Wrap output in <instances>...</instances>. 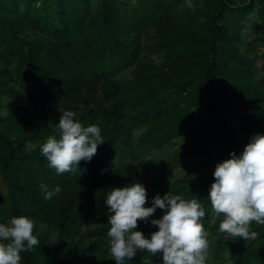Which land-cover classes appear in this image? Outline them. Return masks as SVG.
<instances>
[{
    "label": "trees",
    "instance_id": "16d2710c",
    "mask_svg": "<svg viewBox=\"0 0 264 264\" xmlns=\"http://www.w3.org/2000/svg\"><path fill=\"white\" fill-rule=\"evenodd\" d=\"M192 4L0 0V182L7 189L0 187V223L27 216L39 240L20 264H115L105 199L112 188L141 183L140 170L154 175L145 207L169 191L204 207L206 264H264V225L252 222L257 235L248 240L221 233L223 216L212 214L208 199L216 163L264 134V51L254 49L264 45V0ZM6 99L28 106L4 114ZM60 109L101 129L105 142L80 162L82 175L57 174L41 153L49 136L59 139ZM167 146L177 147L167 160L152 156ZM176 169L189 175L170 179ZM42 183L60 192L46 200ZM164 212L136 230L150 238L158 230L151 219ZM148 255L137 252L125 264ZM152 264H163L162 254Z\"/></svg>",
    "mask_w": 264,
    "mask_h": 264
},
{
    "label": "clouds",
    "instance_id": "9594fccd",
    "mask_svg": "<svg viewBox=\"0 0 264 264\" xmlns=\"http://www.w3.org/2000/svg\"><path fill=\"white\" fill-rule=\"evenodd\" d=\"M186 6L193 8L192 0H186ZM60 111L56 124L59 139L49 136L41 153L57 174L79 171L82 175L87 169H81L80 162H90L98 146L105 142L101 129L96 125L83 126L74 119V111ZM32 147L31 141L26 142V149ZM213 176L208 199L212 214L223 216L219 231L244 240L255 238L257 233L250 231L251 223L264 225V134L252 135L240 156L232 152L230 158L216 163ZM40 189L46 200L60 192L59 186L48 191L43 183ZM147 200L146 188L139 182L112 188L107 194L105 203L111 213L107 236L115 264H125L126 259L132 260L137 252L144 251L149 255L141 264H152L157 254H162L163 264H206L208 241L200 222L205 216L201 203L170 191L163 197L154 196L150 207L144 206ZM157 209L165 212L161 218L151 219V225L158 230L146 238L136 230L138 221L147 223ZM33 229L34 221L27 216L0 223V264H20L21 253L32 251L39 244Z\"/></svg>",
    "mask_w": 264,
    "mask_h": 264
},
{
    "label": "rangeland",
    "instance_id": "374dc122",
    "mask_svg": "<svg viewBox=\"0 0 264 264\" xmlns=\"http://www.w3.org/2000/svg\"><path fill=\"white\" fill-rule=\"evenodd\" d=\"M130 2L133 3L134 0H130ZM32 37H34V36H32ZM254 38H255V33H254V29H253V30H251L250 36L247 38V42L253 40ZM241 46H242L243 49H245L246 42H244ZM254 49H255V54L258 55V54H260V53H262L264 51V45L256 44L254 46ZM153 58L157 62H159V60H160L156 56L153 57ZM4 66L5 65L2 62H0V69H2ZM130 77H131V71L129 70V71H126L121 76H119V79L126 80V79H129ZM19 88H21L26 93H29V91L31 89V86L26 84V83H24V82H21V83H19ZM5 103H6V106H5L4 111H3L4 114H8L10 111L15 109L16 107H19V106L27 107L28 106V104L25 103V102H12V101H10L8 99H6ZM177 142H178V144H185L186 140L185 139H179ZM176 149H177L176 146H167L162 151L153 153L152 156H155L159 160H167L169 155L171 153H173L174 150H176ZM204 172H205V170L203 169V167H201V168H198V170L195 171L192 175L196 176V175L202 174ZM188 175L189 174L185 170L176 169V170H173L172 173L169 174V177H170V179H176V178L183 177V176H188ZM140 177H141V183H142V185L145 186L146 191L148 193V191L152 188L154 175L148 174L144 170H140ZM0 187L3 189V191L7 192V189H6L5 185L2 182H0Z\"/></svg>",
    "mask_w": 264,
    "mask_h": 264
}]
</instances>
